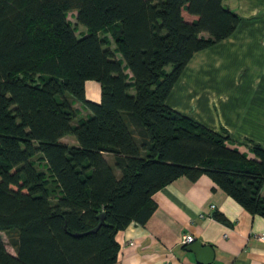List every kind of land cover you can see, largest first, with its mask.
Segmentation results:
<instances>
[{
	"label": "trees",
	"instance_id": "16d2710c",
	"mask_svg": "<svg viewBox=\"0 0 264 264\" xmlns=\"http://www.w3.org/2000/svg\"><path fill=\"white\" fill-rule=\"evenodd\" d=\"M240 21L223 0H0V233L16 253L0 236V264H114L117 233L180 177L206 175L264 218V150L165 105L193 54Z\"/></svg>",
	"mask_w": 264,
	"mask_h": 264
},
{
	"label": "crops",
	"instance_id": "0c3cea01",
	"mask_svg": "<svg viewBox=\"0 0 264 264\" xmlns=\"http://www.w3.org/2000/svg\"><path fill=\"white\" fill-rule=\"evenodd\" d=\"M223 5L241 21L229 38L193 54L165 105L229 137L231 148L252 157L251 148L264 150V0H223ZM183 17L197 19L186 12ZM78 27L76 35H86L84 27L77 34ZM85 94L99 103V84L87 81ZM106 159L112 162L110 155ZM152 200L156 209L144 224L117 233L114 264H198L181 244L185 235L212 249L211 264H264V218L249 214L208 176L180 177Z\"/></svg>",
	"mask_w": 264,
	"mask_h": 264
},
{
	"label": "water",
	"instance_id": "95a60500",
	"mask_svg": "<svg viewBox=\"0 0 264 264\" xmlns=\"http://www.w3.org/2000/svg\"><path fill=\"white\" fill-rule=\"evenodd\" d=\"M100 225L93 230V232H96ZM187 252H191L196 257V262L198 264H211L213 260V252L210 247L202 246L201 243L196 242L188 245Z\"/></svg>",
	"mask_w": 264,
	"mask_h": 264
},
{
	"label": "rangeland",
	"instance_id": "374dc122",
	"mask_svg": "<svg viewBox=\"0 0 264 264\" xmlns=\"http://www.w3.org/2000/svg\"><path fill=\"white\" fill-rule=\"evenodd\" d=\"M68 20L71 22V23H75V19H74V13H71L68 17ZM81 31H83V27H78V33L77 34H80ZM75 109L79 110L80 108V104H76V106H74ZM81 112V111H80ZM80 117H84L83 113L81 112L80 115L78 116V118ZM77 118V119H78ZM75 123V122H74ZM74 142V138L73 137H67L65 139V142L67 143H71V142ZM0 236H1V239L2 241L4 242L5 244V247H6V250L8 251V253H10L11 255H16L15 253V249L13 248V246L11 245V241L9 240L8 236L6 235V233H0Z\"/></svg>",
	"mask_w": 264,
	"mask_h": 264
},
{
	"label": "built area",
	"instance_id": "2783aa9c",
	"mask_svg": "<svg viewBox=\"0 0 264 264\" xmlns=\"http://www.w3.org/2000/svg\"><path fill=\"white\" fill-rule=\"evenodd\" d=\"M193 242H194V238L191 235H185V236H183V238L181 240V244L184 246H188V245L192 244Z\"/></svg>",
	"mask_w": 264,
	"mask_h": 264
}]
</instances>
